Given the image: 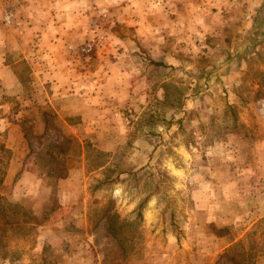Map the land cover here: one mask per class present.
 <instances>
[{
    "label": "rangeland",
    "instance_id": "1",
    "mask_svg": "<svg viewBox=\"0 0 264 264\" xmlns=\"http://www.w3.org/2000/svg\"><path fill=\"white\" fill-rule=\"evenodd\" d=\"M125 1L0 0L13 41L0 59L13 72L0 73V142L11 154L0 165V264H260L264 0L225 4L223 14L257 18L235 45L240 57L228 58L246 65L240 84L226 82V43L198 31L191 44L180 33L145 34L139 10H116ZM117 67L126 73L112 74ZM88 98L101 114L84 121ZM64 163L83 187L63 199L54 178ZM51 229L71 234L56 239Z\"/></svg>",
    "mask_w": 264,
    "mask_h": 264
},
{
    "label": "crops",
    "instance_id": "2",
    "mask_svg": "<svg viewBox=\"0 0 264 264\" xmlns=\"http://www.w3.org/2000/svg\"><path fill=\"white\" fill-rule=\"evenodd\" d=\"M226 3H227V0H126L125 2H118L115 8H118L116 9L118 11L122 10L123 13H126V14H129L132 10H135V9L139 10L140 15H141L140 16V19H141L140 28L142 27L143 31L146 28L145 34L147 32L148 34H151L153 31H154V34L156 33L161 34L162 32H164L165 35L168 33L170 34L180 33L182 36L180 34H176V36L178 35L180 36V39L178 38V40H184L187 44H191V41L193 39V37H191L192 32L198 31L200 35H204V36L207 35L208 37H213L214 39H217L218 42H221L222 44L226 43V47H228L227 48L228 51L224 53L226 57H223L222 55V59H220L222 60L221 66H223L226 69L225 70L226 82L229 83L233 80L235 82L237 80L238 83L240 84L241 83L240 74L244 73V71H241V69L244 68L245 70L246 65H243L240 67L239 63L229 62L228 58L231 56L236 57V58L240 57L234 53V48L238 46V45L237 46L235 45L237 44V42H245L247 40L246 34L248 33V30L246 29V26L255 24V21L257 20V18L255 17V14H254V17H252L253 20L251 19L248 21L247 19L239 15V14H242L241 12H239L238 14H233V12L223 14V11L226 7L225 6ZM248 3L249 4H247V8H249L250 10L255 8V5H254L255 2L253 3L251 1H248ZM247 16L249 17V15ZM122 19L126 23L133 22L130 16L122 15ZM59 22H60L59 23L60 27L64 26L63 19ZM231 27H235V30H236L234 31L233 36H230L229 31H228V29ZM3 31H4L3 28L0 26V59L3 58L6 53H12V49H13V47H11L10 45L13 42L12 36L11 35L6 36L5 34L2 33ZM44 38L46 39H42V41L47 42V41H50V38L52 37L49 35L48 37L46 36ZM176 38L177 37H174L173 40L176 41ZM55 39L57 40V44H54V47L56 48L58 47L60 42L63 40H61L62 37H57ZM157 40L159 42L164 41L163 39H159V38H157ZM164 49H165V46H164ZM164 49H162V47L157 48V52H160V54L167 57L166 56L167 53L164 52ZM165 50L167 52V49ZM44 52H45L44 54L45 57H49V58L55 57V56L48 55L47 53H49V51L48 52L44 51ZM251 55H256V52L253 51L250 54L246 53V57H249ZM35 68L37 72L42 71V67L39 69L38 67H35ZM62 68H63V71H61L60 73L63 74V81L60 82V84L58 85L59 87H61V90H59L60 92H59L58 98H60V102H61L60 109L64 114V66ZM11 70L12 69L7 64L6 65L2 64V66L0 67V73H6V74L13 73ZM59 70L60 68H57V71ZM112 70H111L112 74L116 72H117L116 73L117 75L126 73V68L117 67ZM112 80H117V78L112 79ZM114 84L116 83H113V85ZM17 85L18 83H15V81L12 79V82L9 83V85L7 86L16 87ZM101 86L102 85L99 84V86L97 87L98 89L97 93L94 94V96H92L93 103L98 104V105L100 104V101L102 99L101 98L102 95L100 93ZM88 100L89 98L85 99L84 104H83L84 111L86 112L80 111L82 120L84 121H87L90 119L94 120L95 116L101 114V110L99 109L96 110L95 107L93 108L92 106H90ZM90 116L92 117L89 118ZM64 165H65V169H64L63 175L56 176L54 178V182L56 181L57 186L60 188V191H62V193L60 192L61 193L60 196L62 195L63 199H64V192H71L72 195L78 194L79 191H81L83 187L82 179H79L78 177H73L72 176L74 175L73 169L70 166H68L67 168V165L65 163ZM11 167H12V163L10 164V169ZM81 169L83 173L84 171L83 162L81 164ZM248 176L250 178L252 177L251 174H248ZM257 178H258L257 182H259L260 178L259 177ZM41 182H42L41 178H35L32 181V186L38 188L37 186H39ZM261 183H263L264 185L263 181H261ZM248 188H250L249 185H248ZM250 192L251 191H248V194ZM262 210H264V208ZM42 227H44L45 229L52 228V226L50 225L40 226V228ZM48 229L47 231H49ZM51 230L52 231H50L49 233H52V236L55 237L56 239H58V237L54 235L59 234V235H63L62 238H64V240H68L69 239L68 235L71 234L67 229H64L62 231H53V229ZM62 238H60L61 241H62ZM226 238H228L227 234L218 236V240L225 239L226 241ZM232 243L233 241H228L222 247V249L231 245ZM40 246L42 247L43 243H38L37 248H39ZM65 253L67 254V252ZM75 255H76L75 253L74 255L73 253H71L72 258H75ZM262 260L264 259H260V261L258 262H260L261 264L263 262Z\"/></svg>",
    "mask_w": 264,
    "mask_h": 264
},
{
    "label": "trees",
    "instance_id": "3",
    "mask_svg": "<svg viewBox=\"0 0 264 264\" xmlns=\"http://www.w3.org/2000/svg\"><path fill=\"white\" fill-rule=\"evenodd\" d=\"M10 150L8 148H6L2 142H0V165H5L7 166L8 164V161H9V157H10ZM106 162H101V163H98L96 166H95V169H98L100 167H103L105 166ZM1 170V168H0ZM2 182V178L0 179V183ZM109 221V220H107ZM111 221L108 222L107 226H106V231L109 233V234H114L115 231H113L112 229V226H111ZM121 228V227H120ZM119 228V229H120Z\"/></svg>",
    "mask_w": 264,
    "mask_h": 264
},
{
    "label": "built area",
    "instance_id": "4",
    "mask_svg": "<svg viewBox=\"0 0 264 264\" xmlns=\"http://www.w3.org/2000/svg\"><path fill=\"white\" fill-rule=\"evenodd\" d=\"M240 1H241V0H229V3H230L231 5H236V4H238ZM197 42H198V41H197ZM260 105L262 106L263 103H261Z\"/></svg>",
    "mask_w": 264,
    "mask_h": 264
}]
</instances>
